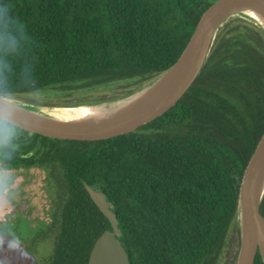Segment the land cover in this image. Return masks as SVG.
I'll list each match as a JSON object with an SVG mask.
<instances>
[{
	"label": "trees",
	"instance_id": "16d2710c",
	"mask_svg": "<svg viewBox=\"0 0 264 264\" xmlns=\"http://www.w3.org/2000/svg\"><path fill=\"white\" fill-rule=\"evenodd\" d=\"M217 1L0 0V95L128 89L45 104L79 106L130 94L177 62ZM263 134L264 33L235 19L188 92L157 120L100 141L30 135L0 120V149L8 164L13 149L34 153L31 161L59 183L60 215L40 264H88L97 239L112 231L85 184L117 215L131 264H218L230 230L239 233V190ZM255 264H264L260 254Z\"/></svg>",
	"mask_w": 264,
	"mask_h": 264
},
{
	"label": "water",
	"instance_id": "95a60500",
	"mask_svg": "<svg viewBox=\"0 0 264 264\" xmlns=\"http://www.w3.org/2000/svg\"><path fill=\"white\" fill-rule=\"evenodd\" d=\"M249 8L264 14V0H219L203 15L188 45L177 62L147 85L114 100L79 106L35 105L0 95V120L12 124L30 135L58 140L100 141L135 132L172 109L194 84L205 67L213 46L228 23L245 20L264 33V22L243 15ZM125 105L120 108L119 105ZM102 108L117 110L101 121L83 123L58 120L44 110ZM91 199L109 220L112 231H105L95 242L88 264H131L120 237L117 215L101 191L85 184ZM264 198V134L248 164L241 182L236 224L240 245L236 264H255L257 254L264 263V217L261 203ZM14 206L0 198V224Z\"/></svg>",
	"mask_w": 264,
	"mask_h": 264
},
{
	"label": "rangeland",
	"instance_id": "374dc122",
	"mask_svg": "<svg viewBox=\"0 0 264 264\" xmlns=\"http://www.w3.org/2000/svg\"><path fill=\"white\" fill-rule=\"evenodd\" d=\"M124 87V83H120L92 91L64 93L56 90H47L20 96L16 100L35 105L60 104L90 99V97L119 96L128 91ZM239 239L240 236L236 228H232L228 236L227 246L218 264H232L234 254L239 250ZM51 241L52 238L49 234L47 235L45 221L39 220L36 213L19 216L10 221L9 224L0 226V258L6 262L5 264H40L49 251Z\"/></svg>",
	"mask_w": 264,
	"mask_h": 264
},
{
	"label": "flooded vegetation",
	"instance_id": "af4514ba",
	"mask_svg": "<svg viewBox=\"0 0 264 264\" xmlns=\"http://www.w3.org/2000/svg\"><path fill=\"white\" fill-rule=\"evenodd\" d=\"M11 154H14L10 158L13 163L8 164L4 151L0 149V198H6L14 206L15 212L8 214V221L0 226L9 224L19 216L36 213L39 220L45 221L48 235L60 215L59 183L48 165L31 161L34 153L18 148L13 149Z\"/></svg>",
	"mask_w": 264,
	"mask_h": 264
},
{
	"label": "bare ground",
	"instance_id": "6f19581e",
	"mask_svg": "<svg viewBox=\"0 0 264 264\" xmlns=\"http://www.w3.org/2000/svg\"><path fill=\"white\" fill-rule=\"evenodd\" d=\"M243 15H247L252 18H256L260 21L264 22V14L256 9L249 8L247 11L244 12ZM125 105L120 104V108H124ZM117 110H103L102 108H79V109H56V110H44L46 113H51V116L62 121L66 122H76V123H83L89 121H101L109 118Z\"/></svg>",
	"mask_w": 264,
	"mask_h": 264
}]
</instances>
